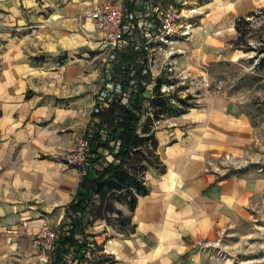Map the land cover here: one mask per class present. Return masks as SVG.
Returning a JSON list of instances; mask_svg holds the SVG:
<instances>
[{
  "label": "crops",
  "instance_id": "1",
  "mask_svg": "<svg viewBox=\"0 0 264 264\" xmlns=\"http://www.w3.org/2000/svg\"><path fill=\"white\" fill-rule=\"evenodd\" d=\"M102 1L0 0V264H39L31 238L70 221L83 176L64 157L91 130L96 95L113 75L104 57L103 68L94 64L100 33L79 19ZM261 9L264 0H187L190 36L175 39L183 61L225 59L235 19ZM145 95L137 107H148ZM154 130L165 171L146 172L149 192L130 213L134 229L121 233L87 213L88 238L109 259L95 263L224 264L216 251L248 234L264 176L209 164L252 139L248 115L231 97L205 95L184 113L162 116ZM45 257L51 264L52 253Z\"/></svg>",
  "mask_w": 264,
  "mask_h": 264
},
{
  "label": "trees",
  "instance_id": "2",
  "mask_svg": "<svg viewBox=\"0 0 264 264\" xmlns=\"http://www.w3.org/2000/svg\"><path fill=\"white\" fill-rule=\"evenodd\" d=\"M126 1L127 7L134 9L142 0ZM177 1L166 0L165 3L177 4ZM235 29L240 32L238 22ZM140 55L139 50L130 44L110 64L112 79L123 84L130 103L124 104L116 99L99 111L93 110V126L85 135L90 147V167L80 184L83 191L79 189L68 206L70 221L58 232L56 247L51 252V264H79L84 259L89 243L85 231L87 213L91 215V221L104 220L121 233L128 234L133 230L130 213L134 211L139 196L149 192L145 183L146 172L150 167L165 171L156 152L154 123L165 114L186 112L189 104L187 99H179L183 108H176L170 97L160 90L162 83L174 85L175 82L158 78L154 96L149 100L153 116L141 125L144 113L136 102L145 99L143 94L151 78L150 74L143 73L144 67L138 62ZM118 204L126 206L129 213H125Z\"/></svg>",
  "mask_w": 264,
  "mask_h": 264
},
{
  "label": "rangeland",
  "instance_id": "3",
  "mask_svg": "<svg viewBox=\"0 0 264 264\" xmlns=\"http://www.w3.org/2000/svg\"><path fill=\"white\" fill-rule=\"evenodd\" d=\"M240 17L235 19V23H239L240 32H237L234 23L233 29L225 37V59L202 64L187 63L181 57L185 50L176 46L175 39L178 40V37H174L170 44H164L162 50L156 51L155 70L159 73L158 78L175 82L174 85L166 82L162 84L167 86L165 96L170 97L176 108H183L179 99H187L188 109L198 104L200 98L212 94H224L241 103L251 122L252 139L231 153L219 156L209 166L218 173L257 172L264 176V9ZM187 18V13H183L179 23H186ZM183 39L187 40L185 37ZM231 49L238 53L233 55L235 58L228 52ZM99 53L96 51L94 54ZM168 54L176 60L171 72L162 63ZM98 56L94 64L102 67L99 60L104 54ZM155 86L152 83L147 88L145 97L148 100L154 96ZM143 113L142 120L149 117L148 113L153 116L149 101ZM85 219H88V214ZM248 231L240 239L235 237L237 241L229 247H218L219 251L216 252L221 263L264 264V200L258 208L252 210Z\"/></svg>",
  "mask_w": 264,
  "mask_h": 264
},
{
  "label": "built area",
  "instance_id": "4",
  "mask_svg": "<svg viewBox=\"0 0 264 264\" xmlns=\"http://www.w3.org/2000/svg\"><path fill=\"white\" fill-rule=\"evenodd\" d=\"M165 2L166 0H142L137 8L130 9L124 0H103L79 15L82 27L90 21L100 33L98 50L100 54H104V61L108 66L116 59L118 53L130 44L139 50L141 55L138 62L144 67L143 73L150 74L151 78L146 88L152 83L157 84L159 73L155 70L156 51L162 50L164 44H170L174 37L188 39L190 36L191 24L179 23L187 0H178L177 4ZM162 63L171 72L176 60L168 54ZM166 89L167 86L162 84L161 92L164 93ZM116 99H120L124 104L130 103L129 94L125 92L123 84L109 76L96 95L94 110L99 111ZM89 151L88 140L85 137L80 138L74 150L64 157L65 165L77 167L81 176H85L90 167ZM57 238L58 231L48 226H44L31 238L32 245L42 253L39 264H48L45 256L55 249ZM100 257V249L94 241L89 240L84 259L79 264H96Z\"/></svg>",
  "mask_w": 264,
  "mask_h": 264
}]
</instances>
